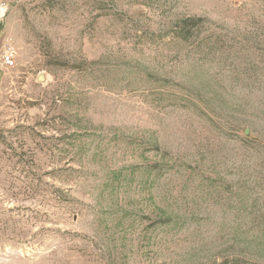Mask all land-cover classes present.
Here are the masks:
<instances>
[{
    "label": "rangeland",
    "instance_id": "1",
    "mask_svg": "<svg viewBox=\"0 0 264 264\" xmlns=\"http://www.w3.org/2000/svg\"><path fill=\"white\" fill-rule=\"evenodd\" d=\"M0 264H264V0H0Z\"/></svg>",
    "mask_w": 264,
    "mask_h": 264
},
{
    "label": "built area",
    "instance_id": "2",
    "mask_svg": "<svg viewBox=\"0 0 264 264\" xmlns=\"http://www.w3.org/2000/svg\"><path fill=\"white\" fill-rule=\"evenodd\" d=\"M0 64L6 67H14L16 64V50L11 43H7L0 50Z\"/></svg>",
    "mask_w": 264,
    "mask_h": 264
},
{
    "label": "crops",
    "instance_id": "3",
    "mask_svg": "<svg viewBox=\"0 0 264 264\" xmlns=\"http://www.w3.org/2000/svg\"><path fill=\"white\" fill-rule=\"evenodd\" d=\"M5 88V69L4 67L0 66V96Z\"/></svg>",
    "mask_w": 264,
    "mask_h": 264
}]
</instances>
